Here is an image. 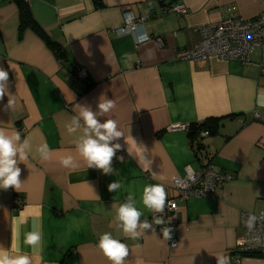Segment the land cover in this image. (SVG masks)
Returning a JSON list of instances; mask_svg holds the SVG:
<instances>
[{
	"label": "crops",
	"instance_id": "1",
	"mask_svg": "<svg viewBox=\"0 0 264 264\" xmlns=\"http://www.w3.org/2000/svg\"><path fill=\"white\" fill-rule=\"evenodd\" d=\"M173 1L182 2L186 12H163ZM28 5L54 47L30 27L19 28L15 0H0V67L9 73V93L16 102L8 111V96L0 100V128L19 131L33 146L29 158L18 163L21 188L0 189V249L31 254L24 235L36 217L43 244L32 255L33 264H111L97 247L105 232L128 246L125 264H217L221 255L229 264H264V251L239 260L233 253L243 234L241 211L264 210L260 50L255 48L244 64L214 56L201 61L176 57L179 49L199 40V26L231 11L252 19L264 13V0H30ZM126 12L145 18L146 39L115 31ZM77 67L86 70L85 79L74 77ZM100 99L116 105L100 120L115 119L124 133L116 153L124 159H113L118 175L86 169L75 150L76 134L66 128L77 105L98 111ZM208 118H215L217 127L192 144L184 126ZM198 140L203 147L197 152ZM43 143L53 149L51 160L36 151ZM128 147L134 154L143 152L149 170L129 156ZM69 154L78 169L60 165V157ZM208 162L231 178L209 196L178 201L171 215L176 247L154 226L135 240L117 229L115 208L128 193L135 194L141 220L151 222V212L141 203L144 186L162 184L168 197L172 179L186 166L199 171ZM121 179L124 187L109 192L108 184ZM21 218L26 223L20 224Z\"/></svg>",
	"mask_w": 264,
	"mask_h": 264
},
{
	"label": "clouds",
	"instance_id": "2",
	"mask_svg": "<svg viewBox=\"0 0 264 264\" xmlns=\"http://www.w3.org/2000/svg\"><path fill=\"white\" fill-rule=\"evenodd\" d=\"M8 80V71L0 67V100L8 96L5 110L9 111L15 107L16 102L9 93ZM258 103L264 106V96L258 99ZM77 106L79 111L71 117L66 128L70 134H76L75 150L78 156L85 162L86 169H99L104 175H118V171L113 168V159L115 157L121 162L124 159L123 156L116 157V153L122 148V145L117 141L124 138V133L119 130L115 119H104L102 122L99 118L111 112L116 107L115 102L112 99H100L97 104L98 111H93L87 105ZM132 140L139 149L140 146L133 138ZM32 147L29 139L22 138L19 131L10 133L5 128H0V189L7 190L11 187L18 191L21 188V169L18 163L29 158ZM36 151L42 160H51L53 149L47 143L40 144ZM127 152L129 156L137 159L138 165L143 170H149L150 163L143 152L134 154L129 147ZM59 163L62 167L73 170L80 167L78 160L71 154L60 157ZM107 187L109 192H117L124 187V181L122 179L113 181ZM97 198L99 199L98 196ZM166 200L167 194L162 184H146L144 186L141 203L151 213H163ZM142 216L143 212L137 207L135 194L130 192L125 201L115 208L114 220L117 229L133 240L139 239L147 230L155 231L153 224L160 226L170 222H166L162 216L156 215H153L152 221L149 222L147 219L141 220ZM253 219L249 218V226ZM19 223L24 224L26 221L21 218ZM161 231L164 239H171L172 229L170 227H163ZM42 244V227L39 218L34 217L31 230L24 235V245L31 250V254L23 252L19 248L15 255L6 249H0V264H33L32 255L37 253ZM97 247L111 264H125V258L129 255L128 246L109 232L99 236ZM216 260L217 264H229V258L223 255L216 257Z\"/></svg>",
	"mask_w": 264,
	"mask_h": 264
},
{
	"label": "built area",
	"instance_id": "3",
	"mask_svg": "<svg viewBox=\"0 0 264 264\" xmlns=\"http://www.w3.org/2000/svg\"><path fill=\"white\" fill-rule=\"evenodd\" d=\"M162 11L165 13L176 11L183 14L186 12V7L182 2L174 1L163 6ZM144 20V17L135 18L126 12L123 24L115 31L119 34L131 33L137 37L138 41L144 40L148 37L144 29ZM198 33L197 42L176 52L178 59L201 61L214 56L220 59L238 60L244 64L249 62L250 53L258 48L261 56L260 67L264 71V13L253 19H244L231 11L217 22L199 26ZM74 77L85 79L87 72L84 68L77 67L74 70ZM255 115L258 116L257 113ZM184 127L188 128V126ZM207 134H209L207 129H201L198 132L199 137ZM230 178L229 173L215 170L212 163L208 162L199 171L186 166L182 175L172 179L164 212L151 213V221L153 215L162 216L166 222L170 221L169 224L160 226L153 224V226L160 230L166 226L172 229L171 239L167 240L171 248L178 245L176 225L171 220V215L178 209V201L186 200L191 196H209ZM16 203L19 205L21 201L17 200ZM250 217L254 218L251 226L248 224ZM240 224L243 227V234L237 239L233 250L236 260L248 256L250 252L264 251V210L259 214L241 211Z\"/></svg>",
	"mask_w": 264,
	"mask_h": 264
},
{
	"label": "trees",
	"instance_id": "4",
	"mask_svg": "<svg viewBox=\"0 0 264 264\" xmlns=\"http://www.w3.org/2000/svg\"><path fill=\"white\" fill-rule=\"evenodd\" d=\"M15 2L19 9V28L23 29L25 27H30L41 38H43L47 42V44H49L51 47H54L53 42L49 39L47 34L42 30V28L37 24V22L32 17L28 2L25 0H15ZM216 127H217V122L215 118H208V119L203 120L200 123L191 124L188 127V135L191 140V143L193 144L194 140L199 138L198 132L201 129H207L208 132L211 133V131H213V129H215ZM202 147L203 145L201 141L198 140L195 143V150L198 152ZM256 253H259V252L258 251L250 252L248 253V256L256 255Z\"/></svg>",
	"mask_w": 264,
	"mask_h": 264
},
{
	"label": "rangeland",
	"instance_id": "5",
	"mask_svg": "<svg viewBox=\"0 0 264 264\" xmlns=\"http://www.w3.org/2000/svg\"><path fill=\"white\" fill-rule=\"evenodd\" d=\"M257 16H258V15H257ZM257 16H256V17H257ZM254 18H255V17H254ZM252 19H253V18H252Z\"/></svg>",
	"mask_w": 264,
	"mask_h": 264
}]
</instances>
